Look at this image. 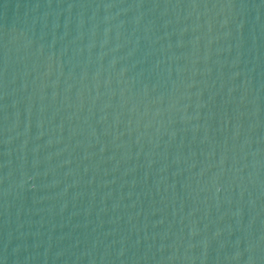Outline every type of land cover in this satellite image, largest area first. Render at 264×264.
I'll return each instance as SVG.
<instances>
[{
    "label": "water",
    "instance_id": "obj_1",
    "mask_svg": "<svg viewBox=\"0 0 264 264\" xmlns=\"http://www.w3.org/2000/svg\"><path fill=\"white\" fill-rule=\"evenodd\" d=\"M0 264H264V0H0Z\"/></svg>",
    "mask_w": 264,
    "mask_h": 264
}]
</instances>
